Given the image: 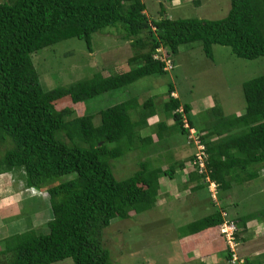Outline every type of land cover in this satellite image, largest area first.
Returning a JSON list of instances; mask_svg holds the SVG:
<instances>
[{
  "label": "trees",
  "instance_id": "obj_1",
  "mask_svg": "<svg viewBox=\"0 0 264 264\" xmlns=\"http://www.w3.org/2000/svg\"><path fill=\"white\" fill-rule=\"evenodd\" d=\"M145 10L143 0L0 3V174H15L25 183L24 188L48 191L45 200L50 201L54 213L45 222L47 233H39L34 227L14 230L16 234L6 230L7 237L0 242L4 245L0 248V264H54L67 259L74 264H118L106 244V231L115 222L140 218L155 209L160 201L162 178H175L177 168H186V161L163 169L142 160L132 176L117 179L111 160L149 148L155 141L154 136H142L140 132L154 115L149 109L152 99L142 106L133 98L127 99L95 114L88 113L87 106L85 112H78L79 104L123 89L145 76L166 74L175 68L173 57L184 44L200 42L211 59L217 44L229 47L237 57L264 56V0H231L227 16L221 19H174L162 15L159 20H151ZM107 27L111 29L107 35L131 41L138 52L130 59L129 70L108 76L98 71L69 85L46 89L33 54L71 38L85 40L93 51V35ZM160 48L162 51H158ZM145 49L148 52L142 54ZM155 54L159 57L155 58ZM163 56L171 59L170 70L166 69ZM243 91V113L215 114L214 105L212 117L221 116L196 129L189 117L192 105L172 96L173 88L170 89L165 110L174 118L175 128L187 138L190 129L195 128L206 144L205 170L199 172L194 164L197 168L183 187L195 182L192 189L201 190L208 186L210 177L220 190H225L232 186V179L242 183L260 175L252 168L264 164V74L244 82ZM132 114L139 117L134 119ZM185 117L189 127L185 126ZM95 118L99 119L98 124ZM172 126L158 122L159 141L169 131H175ZM196 158L193 153L190 160ZM65 175H76L77 179L51 186ZM225 207L223 204V209L181 224L180 241H188L211 228L219 231ZM230 218L244 227L252 216ZM138 226L135 225L137 230ZM137 250L134 246V252ZM256 263L258 259L246 260V264Z\"/></svg>",
  "mask_w": 264,
  "mask_h": 264
},
{
  "label": "rangeland",
  "instance_id": "obj_2",
  "mask_svg": "<svg viewBox=\"0 0 264 264\" xmlns=\"http://www.w3.org/2000/svg\"><path fill=\"white\" fill-rule=\"evenodd\" d=\"M4 1L6 0H0V3ZM143 1L146 4L145 13L151 20H159L162 15L174 19H221L227 16L231 8V0ZM109 28L93 35V51L88 49L85 40L71 38L35 52L33 61L40 76L46 82V89L69 85L83 78L91 77L98 71L106 76L127 71L131 66L130 59L137 56L138 52L134 51L131 41L116 38L111 34L107 35L111 31ZM145 52H148V49L141 50L142 54ZM173 59L176 64L175 68L166 74L145 76L123 89L101 94L89 100L87 104L82 103L77 107L70 104L75 106L80 113L82 110L85 112L87 106L88 113L95 114L127 99L137 100L139 106L152 99L149 109L154 111V115L150 118L155 116L158 118H156V122L150 121L152 123L147 124L150 128H144L145 131L142 134L153 133L155 141L149 148H139L126 153L123 157L111 160L113 172L119 180L132 176L140 168L139 164L142 160L149 161L153 167L161 166L163 169H167L174 162L186 161V168L184 170L177 168L175 178L171 179L168 176L162 178L160 201L155 209L143 213L140 218L115 222L106 231V244L110 246L112 257L118 264H202L199 260L190 261L196 256L194 253L189 255L191 248L187 244L188 241L182 242L178 238L179 227L181 224L186 225L191 221L205 217L219 208L223 209V204L226 205V211L232 218L252 216L251 219H247V222L264 219V164L252 168V170H257L260 175L242 183L231 178L232 186L225 190H220L208 179V186L201 190L192 189L195 182L189 185L191 188L183 187L189 174L195 171L190 158L193 153H196V143L191 142L193 137L188 136L187 138L186 134L175 128L174 118L172 116L170 118L169 113L165 110V103L169 100V91L173 88L177 95L173 93L172 96H179L183 103L187 102L192 105L193 110L189 117L196 129L208 126L209 120H216L221 116L212 117L211 111H213L214 105H217L215 114L221 112L226 115L243 113L246 108L243 83L264 74V56L257 59L237 57L232 54L229 47L217 44L214 45V59H211L205 55L200 42H195L180 46L179 52ZM206 96L209 98L206 99ZM132 116L134 119L139 117L138 114L137 118L133 114ZM159 120L166 122L169 126L173 125L172 128H175L172 134L169 131L166 138L160 139V141L156 135L159 129L157 123ZM95 122L98 124L99 119L95 118ZM213 138H215L213 140L217 139V137ZM76 179V175L61 176L51 186ZM13 180H15L14 184L17 188L22 186L19 178H15L10 173H5L0 177V207L2 203H10L9 201L12 200L14 188L11 184ZM54 205L57 206L56 201H54ZM27 207L28 204L22 205L17 215H12L8 211L10 217L7 218V222L5 220L2 222V216L6 214V211L0 213L1 235H6L8 231L2 226V223H7L6 226L11 227L13 218L20 216L21 213H24L25 217V230L34 227L39 233L49 231L45 222L54 217L50 201L45 202L47 210L42 214V217L40 216L41 218H37V224L32 223L35 208L30 212ZM260 223H262L260 226L255 222L250 223L251 227H246L245 231L243 226L238 223L239 245L236 250L238 257L243 260L242 264H246L247 258L256 260L258 256L259 263L256 264H261V262L264 264V222H258V224ZM136 224L139 225L138 230L135 227ZM10 233L18 232L12 230ZM215 233L217 236L219 235L218 230L207 233L204 237L205 240L211 239L212 235L216 236ZM211 240H219L226 244L224 238L221 240L215 237ZM3 246L0 243V248ZM134 246L138 247L136 252H134ZM198 250L206 253L203 246H200ZM215 251H218L217 257L221 264H231L229 263L228 248L225 247L220 251V248L217 247ZM196 255L198 256V253ZM153 259H157V261H153ZM205 263L209 264L210 262L206 261ZM238 263L239 261L232 264ZM54 264H74V261L67 259Z\"/></svg>",
  "mask_w": 264,
  "mask_h": 264
},
{
  "label": "crops",
  "instance_id": "obj_3",
  "mask_svg": "<svg viewBox=\"0 0 264 264\" xmlns=\"http://www.w3.org/2000/svg\"><path fill=\"white\" fill-rule=\"evenodd\" d=\"M124 72H126V71H124ZM121 73H123V72H121ZM104 76H106V75H104ZM173 93L177 95V92L174 91V89H173ZM173 93H172V95H173ZM208 98H209V96H206V99H208ZM156 118H158V117L155 116L153 118H149L148 123H152L150 121L156 122ZM144 128L145 129L150 128V126L149 125L144 126L140 131L141 134L143 131H145ZM150 135L153 136V133H151ZM142 136H149V134L148 135L142 134ZM4 174H0V177ZM10 174H12V173H10ZM12 175L15 176V178H16L15 174H12ZM19 181L22 183V186H21L22 188L21 187L17 188V186L14 184L15 180H13L12 184H11L12 188H14V190L12 189L13 190L12 200L9 201L10 203H5V204L2 203V205L0 207V213H2L3 211H6V214H4L2 216L3 217L2 222L4 220H5V222H7V218L10 217L9 212H11L12 215H17V214H19V208H22V205H24V204H28L27 208L30 210V212L32 211L33 208H35V210L33 211L34 214L32 215V218H33L32 223L37 224V222H36L37 218L40 216L42 217V214L47 210L45 208L46 197H34V196H32L31 192L26 190L27 187L24 188L25 183L22 180H19ZM21 214H23V213H21ZM20 216H23V215H20ZM20 216L18 215V216L13 218L11 227L6 226L7 223H2V226L4 228H6V230H8V231H12V230L24 231L25 230V226H24L25 225V217L23 216L21 218ZM254 222L257 223L258 226H260L262 223L258 224V222H264V219H261V221L260 220H258V221L254 220V221L247 222L246 226L243 227L244 231H245L246 227L247 228L251 227L249 225L250 223H254ZM0 223H1V221H0ZM216 229L217 228H211L209 230L202 231L198 235L193 236L192 239L188 240L187 244H188V246H190L189 248H191L189 255H192L194 253L196 256V257H193L190 261L199 260L202 262V264H207V263H205L206 261L210 262L209 264H221L218 257H217L218 251L216 252L215 249L218 247V248H220V251H221V249L224 250L226 245L224 242L223 243L219 242V240L212 241L211 239H215V237H217V238H220L222 240V238L219 235L217 236L216 233H215L216 236L212 235L211 239H209V240H205V238H204L207 233H210V231L214 232V231H216ZM1 231H2V229L0 230V236H1L0 241L7 237V235H1L2 234ZM185 241H187V240H185ZM200 246H203L206 253L200 252L198 250V249H200ZM196 253H198V256L196 255ZM257 255H259V253H257ZM257 258H259V256ZM261 264H262V262H261Z\"/></svg>",
  "mask_w": 264,
  "mask_h": 264
},
{
  "label": "built area",
  "instance_id": "obj_4",
  "mask_svg": "<svg viewBox=\"0 0 264 264\" xmlns=\"http://www.w3.org/2000/svg\"><path fill=\"white\" fill-rule=\"evenodd\" d=\"M158 51H162L161 48L158 49ZM159 57L158 54L155 55V58ZM166 62V69L170 70L172 68V62L171 59L167 58V56H163L162 58ZM182 111V109H181ZM185 126L189 127V123L187 122L185 118ZM191 134L189 135L191 138L193 137L192 141L196 145L197 151L196 156L197 158L193 161V165L197 163V166L199 169V172H203L206 167V161L205 157L206 154V144L201 141L200 136L197 134L196 130L194 128H191ZM193 167H196L195 165ZM197 168V167H196ZM208 180H210V177H207ZM212 181V180H211ZM214 184L218 185L215 181H212ZM224 221L219 226L220 234L224 237L226 240L227 245L230 247L232 252V261L237 262L240 260L242 263L243 260L238 257V253L236 250V247H238L239 242L236 237V233L240 230L238 223L230 218L229 214L226 211H223Z\"/></svg>",
  "mask_w": 264,
  "mask_h": 264
},
{
  "label": "clouds",
  "instance_id": "obj_5",
  "mask_svg": "<svg viewBox=\"0 0 264 264\" xmlns=\"http://www.w3.org/2000/svg\"><path fill=\"white\" fill-rule=\"evenodd\" d=\"M146 11V10H145ZM27 191L31 192V195L34 196V197H46L47 194H48V191L46 190H43V189H38V188H35V187H27L26 188ZM223 211H226V210H222V213ZM227 212V211H226ZM228 213V212H227ZM229 214V213H228ZM224 217V216H223ZM219 235L221 236V238H224L221 234H220V230H219ZM226 245V248L229 249V256L231 254V256L229 257V263H235L232 261V252H231V249L230 247L227 245V243L225 244ZM241 259V258H240ZM238 264H242L239 260V263Z\"/></svg>",
  "mask_w": 264,
  "mask_h": 264
},
{
  "label": "water",
  "instance_id": "obj_6",
  "mask_svg": "<svg viewBox=\"0 0 264 264\" xmlns=\"http://www.w3.org/2000/svg\"><path fill=\"white\" fill-rule=\"evenodd\" d=\"M167 16H165V18H166Z\"/></svg>",
  "mask_w": 264,
  "mask_h": 264
}]
</instances>
